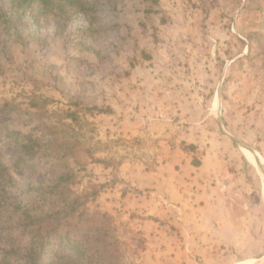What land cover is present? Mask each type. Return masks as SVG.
Masks as SVG:
<instances>
[{"label":"rangeland","instance_id":"374dc122","mask_svg":"<svg viewBox=\"0 0 264 264\" xmlns=\"http://www.w3.org/2000/svg\"><path fill=\"white\" fill-rule=\"evenodd\" d=\"M28 1L12 16L22 38L1 37L0 106H10L0 108L5 168L0 173V221L17 230L22 210L15 207H31L30 199L46 192L39 186L51 185L66 172L72 176L64 190L86 199L84 212L98 219L101 233L117 239V250L107 251L103 264H145L147 239L119 215L118 207L115 214L103 210L101 196L119 182L122 164L151 170L161 159L153 137L125 135L120 124L139 114L141 102L190 94L219 102L218 114L211 116L219 128L217 147L229 153L230 208L236 217H248L237 258L264 264V0H86L92 13L76 14L64 28L52 16L60 0H51L47 10L40 0ZM10 6L8 0L0 2L8 13ZM157 68L166 73L160 81L144 74L153 75ZM171 85L181 88V94L162 92ZM68 110L78 124L62 120ZM83 122L89 124L80 128ZM38 124L47 135H72L79 141L75 156L55 161L43 148L32 161L20 159L6 131L29 133ZM86 148L108 166L92 162ZM247 154L255 156L254 165ZM93 166L105 168L110 180H103L107 175ZM55 199L60 195L47 197L48 202ZM19 243L27 240L17 238ZM5 249L8 244L1 242L0 255Z\"/></svg>","mask_w":264,"mask_h":264},{"label":"crops","instance_id":"0c3cea01","mask_svg":"<svg viewBox=\"0 0 264 264\" xmlns=\"http://www.w3.org/2000/svg\"><path fill=\"white\" fill-rule=\"evenodd\" d=\"M158 68L153 75L144 74L160 81L166 73ZM180 89L171 85L162 92L181 94ZM215 102L190 94L173 101L141 102L139 114L120 124L125 135L153 137L161 159L151 170L133 162L122 164L119 182L101 196L103 210L115 214L118 207L119 215L147 239L145 264L251 263L237 258L245 243L240 238L247 236L248 217H236L230 208L231 163L228 151L217 147L219 128L211 116L219 112V102ZM93 168L107 175L103 180H110L105 168Z\"/></svg>","mask_w":264,"mask_h":264},{"label":"trees","instance_id":"16d2710c","mask_svg":"<svg viewBox=\"0 0 264 264\" xmlns=\"http://www.w3.org/2000/svg\"><path fill=\"white\" fill-rule=\"evenodd\" d=\"M8 1L11 4L10 13L0 7V46L5 43L1 41L2 36L7 39L12 35L18 39L22 38L12 25V16L20 14L30 4L28 0ZM40 1L43 10L52 7L51 0ZM55 10L52 16L57 18L58 28L66 27L76 14L92 13L86 0H60ZM8 106L10 103L6 102L0 108ZM63 114L65 115L62 120L70 119L71 123L78 124V117L74 112L68 110ZM83 124L80 128L89 123L83 122ZM24 125L28 126L27 123ZM36 132L43 133L44 128L38 124L29 133L19 130L6 131V135L14 142L15 149L20 151V159L25 157L28 161H32L39 152L43 151V148H46V151H43L45 156L61 162L69 154L75 156V150L80 148V142L72 135L67 138L66 135L61 134L36 135ZM183 149L194 150V147L184 146ZM84 153L92 162L108 166L105 160L94 159L89 148L84 149ZM0 173H5L1 161ZM71 176L65 172L51 185L39 186L46 192L36 193V200L30 199L28 202L31 207L27 204L23 206L18 204L15 209L21 208L22 212L18 216L17 230L11 223L0 221V243L5 242L9 246V249H5L0 255V264H103L107 251L117 250V239L107 233H101L100 227L96 226L98 219L92 215L88 216L82 209L86 199L83 200L71 190H64V185L69 182ZM56 194L60 195V199L47 201L49 195L54 198ZM54 212H60L63 216L55 217ZM21 237L27 240L26 245H22L23 242L16 244V239Z\"/></svg>","mask_w":264,"mask_h":264},{"label":"bare ground","instance_id":"6f19581e","mask_svg":"<svg viewBox=\"0 0 264 264\" xmlns=\"http://www.w3.org/2000/svg\"><path fill=\"white\" fill-rule=\"evenodd\" d=\"M246 157H247V159L253 161L254 163L256 162V160L254 159L255 156H254V158H253V156H252L251 154H247Z\"/></svg>","mask_w":264,"mask_h":264}]
</instances>
